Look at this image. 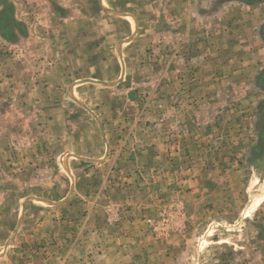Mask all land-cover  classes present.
<instances>
[{"label":"rangeland","instance_id":"1","mask_svg":"<svg viewBox=\"0 0 264 264\" xmlns=\"http://www.w3.org/2000/svg\"><path fill=\"white\" fill-rule=\"evenodd\" d=\"M249 1L230 8L243 20L245 41L237 51H227L234 58L248 50L238 67H213L215 83L209 85L200 79L178 84L173 67L160 84V66H78V58L60 51L48 22L53 10L76 14L83 1L0 0V12L8 10L14 20L11 38L0 32V91L6 93V103L36 86L61 90L98 114L108 152L101 164L74 160L69 185L56 189L49 200L34 198L41 209L31 207L26 215L22 209L0 212L24 223L15 243L0 240V264H264V0ZM248 14L257 16L254 26L248 24L254 23ZM112 73L121 74L117 82H78ZM206 87L211 88L208 97ZM206 100L213 105L210 120L202 117L193 131L177 128L192 116L183 111H204ZM180 104L185 109L178 114ZM89 115L85 118L93 119ZM21 120L37 137L32 140L39 153L49 150L54 156L59 145L47 144L61 141L62 132L38 131L37 123L40 128L44 124L39 115ZM181 139H187L185 147ZM253 146L257 151L246 158ZM149 147L153 158L145 160L140 154ZM192 166L196 172L209 169L203 186L211 188L210 196L188 194L185 178ZM10 198L7 203L13 202ZM42 221L49 222L48 228L39 225Z\"/></svg>","mask_w":264,"mask_h":264},{"label":"crops","instance_id":"2","mask_svg":"<svg viewBox=\"0 0 264 264\" xmlns=\"http://www.w3.org/2000/svg\"><path fill=\"white\" fill-rule=\"evenodd\" d=\"M81 1L84 5L81 6V10L74 11L76 14H58L53 10L48 22L51 25L49 29L52 36H56L61 43L60 51L66 57L78 58V66L98 68L106 65L117 68L121 65L122 68L129 67L130 64L141 67L160 66L163 68L160 84L166 82L169 69L173 67L174 82L178 84L183 81L198 83L197 80L200 79L201 82L205 81L206 84L212 85L215 83V79L212 78L213 67L227 65L238 67L239 61L243 58L241 54L248 50L238 49L240 52L235 54L237 57L229 58L230 49L237 51L238 43L245 41L241 16L235 18V14H230L232 4L240 0ZM253 1L255 0L249 2ZM248 15L254 22L248 21V24L254 26L257 16ZM215 23H219L218 26L214 27ZM248 33L256 40L254 29L249 28ZM30 34L33 35L32 32ZM48 34L50 30L47 31V36ZM261 34L264 40L263 33ZM53 37L49 41H53ZM214 41H218L219 44L215 46ZM232 44L231 48L229 45ZM55 49L57 48L53 47L54 51ZM58 61L61 65L67 66L65 59ZM120 75L112 73L97 78L89 75L78 82L87 79L93 82H117ZM209 89L211 88L206 87L205 97L209 96L208 93L211 91ZM160 95L164 97L163 92H160ZM177 96L179 95L175 93L173 97ZM5 97L6 93L0 91V212L19 213L22 209L26 215L31 207L33 210L41 209V206L35 204L37 200L34 198L49 200L56 189L61 191L66 182L69 185L71 179L69 177L73 172L70 166L76 159L93 164L106 162L107 159H103L108 158L107 146L104 148L107 139L105 128L98 114L87 104L83 103L84 108L69 100L70 96L64 95L61 90L51 91L46 88L42 91L38 90L37 86L24 93L13 94V99L16 97L14 103L7 104ZM20 98L25 99L28 104L20 105L21 101H18ZM213 98L212 96L209 100ZM210 101L204 111L193 108L194 110L190 112L188 110L190 107L183 111L184 106L177 105L176 113L180 114L183 111L187 115H192L188 122L180 123L177 128L181 131H193L202 117L207 116L204 120H210L212 118L210 109L213 106ZM87 112L93 119L85 118L89 115ZM149 113L153 116V113ZM29 115L41 116L40 122L44 124L40 128L37 123L38 131L47 134L49 133L47 131L54 130L62 132L61 141L58 143L49 138L47 147L51 144L59 145L54 156H51L49 150L39 153L37 141L32 140L37 137L32 130L29 131L28 124L22 123L21 120ZM42 132L39 134H43ZM186 140L181 139L180 145L185 147ZM25 142H30V146H25ZM254 147L250 148V154L246 153V158H251L253 152L257 151V147ZM150 148L148 151H141L140 155L141 157L143 155L145 160L153 158L151 156L153 150ZM197 164L199 167V163ZM195 167L189 169L191 174L185 178V182L191 184L188 186L185 183L188 194L196 199L201 193L210 196L211 188H206L205 191L203 186L209 169H201L206 173L200 170L196 172ZM24 170L26 172H23ZM56 179L62 181L55 185ZM11 196L14 197L13 202L7 203L12 199ZM2 214L0 240L5 242L10 239L15 243L20 238L23 219L19 221L11 217L10 221ZM47 223L49 222L42 221L39 225L48 228Z\"/></svg>","mask_w":264,"mask_h":264},{"label":"trees","instance_id":"3","mask_svg":"<svg viewBox=\"0 0 264 264\" xmlns=\"http://www.w3.org/2000/svg\"><path fill=\"white\" fill-rule=\"evenodd\" d=\"M13 15L8 10L0 12V32L6 37L11 38ZM17 25L21 26L18 22Z\"/></svg>","mask_w":264,"mask_h":264},{"label":"flooded vegetation","instance_id":"4","mask_svg":"<svg viewBox=\"0 0 264 264\" xmlns=\"http://www.w3.org/2000/svg\"><path fill=\"white\" fill-rule=\"evenodd\" d=\"M261 32L264 34V28L261 29ZM260 82L264 84V72H262V75L260 76Z\"/></svg>","mask_w":264,"mask_h":264},{"label":"water","instance_id":"5","mask_svg":"<svg viewBox=\"0 0 264 264\" xmlns=\"http://www.w3.org/2000/svg\"><path fill=\"white\" fill-rule=\"evenodd\" d=\"M263 36H264V34H263Z\"/></svg>","mask_w":264,"mask_h":264}]
</instances>
